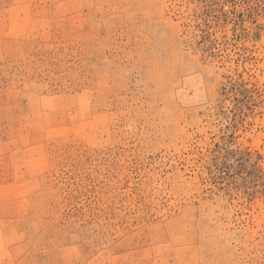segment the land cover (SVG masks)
Masks as SVG:
<instances>
[{"label":"rangeland","instance_id":"1","mask_svg":"<svg viewBox=\"0 0 264 264\" xmlns=\"http://www.w3.org/2000/svg\"><path fill=\"white\" fill-rule=\"evenodd\" d=\"M0 264H264V0H0Z\"/></svg>","mask_w":264,"mask_h":264}]
</instances>
